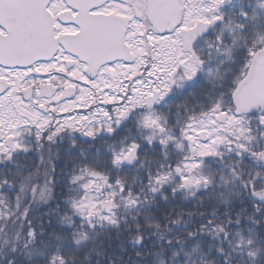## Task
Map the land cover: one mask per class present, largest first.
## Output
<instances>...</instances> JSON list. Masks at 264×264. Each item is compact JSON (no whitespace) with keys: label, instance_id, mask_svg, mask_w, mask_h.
I'll return each mask as SVG.
<instances>
[{"label":"snow or ice","instance_id":"snow-or-ice-1","mask_svg":"<svg viewBox=\"0 0 264 264\" xmlns=\"http://www.w3.org/2000/svg\"><path fill=\"white\" fill-rule=\"evenodd\" d=\"M0 264H264V0H0Z\"/></svg>","mask_w":264,"mask_h":264}]
</instances>
